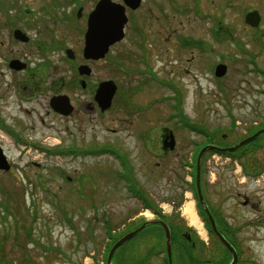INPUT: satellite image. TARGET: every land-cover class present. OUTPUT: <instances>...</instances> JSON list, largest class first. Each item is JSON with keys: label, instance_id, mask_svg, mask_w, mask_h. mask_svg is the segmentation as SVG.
I'll list each match as a JSON object with an SVG mask.
<instances>
[{"label": "rangeland", "instance_id": "rangeland-1", "mask_svg": "<svg viewBox=\"0 0 264 264\" xmlns=\"http://www.w3.org/2000/svg\"><path fill=\"white\" fill-rule=\"evenodd\" d=\"M47 1L0 0V148L12 164L10 171H0V264H106L115 239L145 220L158 219L143 208L134 186L171 223L186 225L201 239L203 245L189 244L182 256L175 254L173 264H220L226 259L219 258L222 243L206 234L205 226L191 225L186 208L193 204L202 223L192 177L198 147L235 146L264 130L259 129L264 125V0H173L165 8H158L165 0H143L140 16L132 22L144 36L129 30L127 41L113 54L118 57L123 51L120 54L133 66L141 62L139 56L125 51H138L136 43L151 46L155 55L151 62L158 72L166 71L181 84V104L174 100L176 92L174 96L154 84L141 92L137 85L143 77L136 74L131 75V85L120 87L129 76L120 81L121 92L106 115L67 117L52 110L50 98L58 86L62 92H74L69 83L76 68L64 47L79 51L82 42L65 23L64 11L83 6L88 12L94 0H56L51 7L56 19L43 17ZM251 11L261 16L258 28L245 23ZM17 28L29 35V44L14 38ZM185 40L189 47L202 43L203 49L186 48ZM13 59L28 63L32 71L39 69L34 80L39 96L19 94L27 73L10 69ZM220 63L228 66V73L218 79L214 71ZM113 69L97 66L95 79L113 77ZM123 98L145 109L133 111L128 102H121ZM152 99L158 100L149 108ZM145 118L153 124H145ZM152 126L174 133L175 147L168 145V154L159 148L158 133L149 146L161 156L148 153L139 143V132ZM261 136L228 156L207 150L201 157L204 199L217 227L237 244L240 264H264V142L251 146ZM105 147L118 154L103 151ZM27 230L40 245L32 244ZM148 234L133 242H143ZM154 241L141 244L139 264H163L154 253L165 250V240ZM127 258V264L136 263Z\"/></svg>", "mask_w": 264, "mask_h": 264}, {"label": "flooded vegetation", "instance_id": "flooded-vegetation-1", "mask_svg": "<svg viewBox=\"0 0 264 264\" xmlns=\"http://www.w3.org/2000/svg\"><path fill=\"white\" fill-rule=\"evenodd\" d=\"M49 1L50 2L47 1L48 3L46 2L45 6L42 8L43 9L42 13L44 14L43 17L48 16L50 19H56V14L53 12V9L51 7L57 1L56 0H49ZM112 1L115 3H118V4L125 5L124 0H112ZM98 2H99V0H94V2L92 4L93 5L92 8H90L88 12H84L83 6H80L78 10L71 8V6H69L64 11L63 17H65V23L68 24V27L74 28L75 31L80 34L79 38L77 40L80 39V42H82V44H81V47L79 48V51H76L73 47H70V46L64 47V51H65L66 56H67L66 58H68L71 61V64H72V66H74V69L76 68V70L74 71L75 75L73 78H71L70 83H69V86L73 89L74 92L72 93V92H69L68 90H66L65 92H62L61 90H58L59 89V86H58V88L56 89L57 92H55L54 95H52L50 98V107H51V100L53 98L60 97V96H67L69 98V102H70L71 106L73 107L72 114L86 113V114H92V115L95 114V115H103L104 116L110 110H112L114 108V104L116 103V95H118L121 92V90H119L120 81L122 82V79L124 77L129 76L130 78H127L125 81H123L122 84H120V87L128 85V84L131 85L132 84V78H134V76H131V75H136V74H141V77H143V78H138L139 84L137 85V89L140 90L141 92H144L143 90L145 88L154 84L156 87H160L161 89H166L173 94H174V92H176V98L175 99H177V101H181V93H180L181 84L177 83L173 78H168V74L166 71L164 72L163 75H161L158 72V70L156 68L157 66L154 65V62H151V56L152 57L155 56V55L153 56V54H152L153 49H150L151 46L148 47L147 45H140L139 43H136V46L139 48V50L136 51L135 53L130 51V50H128V52L124 50L125 55H130V56L138 55L139 56V60L141 62L139 64H134L133 66H130L127 63V60H125L124 55H122V54H124L123 51H121V50L118 51V54H119L118 57H115L113 54L115 51L114 48H116L117 46H121L122 43L127 41L129 30H132V32L137 36L138 35L142 36V37L144 36V34L140 33V32H142V28H139L138 25L135 26V24L137 22L135 24L132 22L133 20H135L136 18H138L140 16V12L142 11L143 6H144L143 0L141 2L140 7L136 10H132L131 8L126 6V14L128 16V22L125 26V36H124L123 40L112 45L109 49V52L103 58L87 59L84 56L85 34L87 32V29H88L89 15L93 12V10L95 9ZM172 4H173V0H165L164 2L159 4L158 8H165L169 5L171 6ZM45 13L47 15H45ZM74 21H76L77 23L76 24L72 23ZM132 25H133V28H132ZM29 43H27V44H29ZM59 45H60V41L58 43V46ZM183 45L184 46L186 45V40L183 41ZM202 45H203L202 43H199L198 49H203ZM37 46H39L41 48V46H48V44L42 43L41 46L40 45H37ZM68 50L73 51V55H74L73 59L69 58ZM189 51L191 53L194 52L193 50H189ZM196 51L203 54V51H200V50H196ZM120 52L122 54H120ZM79 54H80V58L78 57ZM16 60H20V59H16ZM10 62L11 61H9V63H8V67H10ZM104 64H106L107 67H109V66L115 67V69L112 70L113 71V77H105V78H96L95 79L94 70L96 69L97 66L104 65ZM81 66H87L89 68L90 73L88 75H81L80 70H79V68ZM38 71H39V69L32 71L29 64L23 71H19V72L27 73V75L24 74L23 82L19 86L22 89V92H20L19 94L22 93L28 98H35L36 96H39L41 94V92L39 91L40 86H38V83L34 82V80L37 77H39ZM76 71H77V73H76ZM109 81H113L116 84L117 93L114 96L111 108H109L108 110H103L101 105L99 104V102L96 100V95H97V91H98L100 85L104 82H109ZM78 91H79V93H78ZM19 97L22 98L21 96H19ZM157 100L158 99H152L150 101V103L147 104L149 106V108L152 106L153 103L157 102ZM131 101H132L131 98L129 100H126L125 98H123L121 100V102L123 104L128 102L127 103L128 106H130V105L133 106L132 107L133 111L134 110L142 111L141 109H145L144 108L145 105H142V104L136 105L134 102L131 103ZM118 104H119V106H121L119 101H118ZM149 108H147V109H149ZM138 109H140V110H138ZM143 111H145V110H143ZM55 113L58 114L60 117L63 116L57 112H55ZM144 122L147 125H149V123L153 124V120L151 118L149 120V123H148L147 118L144 119ZM155 133H158V135L160 136L161 145L159 146V148L161 147L162 153L168 154L169 150L166 149V147L171 142L170 137L172 135L174 136V133L170 129L166 128L165 126L160 127V128L152 126V127L146 128L145 130L140 131L138 134V140L140 141L139 143L142 146L143 145L145 146L148 153L155 154L157 157L161 156L157 153L156 150L150 148V146H149L150 145L149 143L151 141V137L155 136ZM174 141H175V138H174ZM200 151H201V149H199V147H198L197 152H196L197 158L199 156ZM218 154H220V153H218ZM222 155L228 156V154H226V153H223ZM182 163H183L182 164L183 167L187 166L186 164H184V162H182ZM196 163H197V161H196ZM142 195H143L142 196L143 198L144 197L146 198L144 193H142ZM203 209L205 210L204 207H203ZM151 213L153 214L152 216L156 215L152 211H151ZM146 221L147 220H145L144 223ZM160 222H165L170 228L171 244H172V261H173V256H176L175 254L182 256V254L185 251V247L187 245L191 244V246L193 248L197 245H203L201 243V239L196 237V235H194L195 232L193 230H191L190 228L186 227V225L175 226L167 218H165V216H162V217L158 216V219H152L150 221V223H148V225L145 227V229L140 234H138L136 239H140V237H142V235L144 233L149 231V234L144 238L143 242H141V240H140V241H135V243L129 242V244L128 243L125 244V246L123 247V249L120 253L121 262L123 264H127L126 263V261L128 260L127 257L133 258L134 260H136L135 264H139V262H142L143 260L140 259L141 244H143L144 242H146V244H149V242L154 243L155 242L154 240L157 237L162 239V240L163 239L165 240V250L164 251H162V250L157 251L154 254H156V256L160 257V260L163 264H169V258H168V252H167L166 231H165V228L160 224ZM218 229L220 232H222L225 235L227 240H229L233 244L234 248L237 250V247H238L237 244H235V242L232 241L230 236L224 232V228L218 227ZM205 233L206 234L209 233L208 235H210V234L215 235L218 238V236L214 232L213 228H208L205 226ZM218 240H219V238H218ZM136 243H137L136 246L132 247L130 245V244L135 245ZM128 245H130L131 247ZM137 246H138V248H136ZM152 247H153V245L150 247V250L152 249ZM224 250H226V252ZM222 251L223 252H221L219 258L222 255L223 256L226 255V258H227L228 254L230 253L229 250H227V248L224 246V249ZM158 252L160 253L159 255H158ZM239 256H240V254H239ZM201 261L205 262V259H201ZM208 262H211V261H208Z\"/></svg>", "mask_w": 264, "mask_h": 264}, {"label": "water", "instance_id": "water-1", "mask_svg": "<svg viewBox=\"0 0 264 264\" xmlns=\"http://www.w3.org/2000/svg\"><path fill=\"white\" fill-rule=\"evenodd\" d=\"M125 5L118 4L113 2L112 0H100L95 8V10L90 14L88 21V30L86 33V43L84 49V55L87 59L94 58L100 59L105 57V55L109 52V49L112 45L120 42L124 36V28L128 22V17L126 14V6L131 8L132 10H136L140 7L142 0H124ZM261 21V17L257 11L251 12L246 17V22L253 27H258ZM15 38L22 42H28L29 37L23 33L21 30H16ZM70 58H74L73 52L69 50ZM27 67V65L20 60H14L10 63V68L16 71H22ZM81 74L88 75L90 73L89 68L87 66L80 67ZM227 73V67L225 65H219L216 70V75L218 77H222ZM117 92V86L113 81L104 82L100 85L96 100L99 102L103 110H107L111 107L112 100ZM51 105L56 112H59L62 115L69 116L73 112V107L69 102V98L67 96L56 97L51 101ZM264 130L258 132L255 136L250 137L238 145L234 147H230L227 149H221L219 147L208 146L204 148L198 159V168H197V188L199 193V198L202 205L206 208V212L209 218V221L217 233L218 237L222 241V243L227 247V249L232 254V262L230 264H236L238 262V255L236 250L233 248L231 243H229L217 230V226L215 220L206 206L202 190H201V182H200V164L201 157L204 152L207 150H222V151H230L233 152L236 148L243 146L250 141L254 140L260 134H263ZM171 142L169 144L170 149H174L175 141L174 136L170 137ZM11 169V165L9 164L7 157L3 153L2 148H0V171H9ZM161 224L166 229V239H167V251L170 260V264H172V250H171V235L169 227L161 222ZM146 224L138 228L137 230L127 234L122 237L111 249L108 257V264H112V259L115 252L119 247L130 241L134 238L141 230L144 229Z\"/></svg>", "mask_w": 264, "mask_h": 264}, {"label": "trees", "instance_id": "trees-1", "mask_svg": "<svg viewBox=\"0 0 264 264\" xmlns=\"http://www.w3.org/2000/svg\"><path fill=\"white\" fill-rule=\"evenodd\" d=\"M4 8V7H3ZM2 8H0V10H1ZM261 128H264V125H261L260 126V128L259 129H261ZM208 130H206L205 132H207ZM264 135L263 136H261V139H256L253 143H252V145L251 146H254V145H256L260 140L261 141H263L264 142ZM210 138V137H209ZM263 146V145H262ZM194 179H195V174H194ZM194 186H195V184H194ZM12 199V198H11ZM142 203H143V206L145 207V208H151V209H153V210H155L156 212H158V210L156 209L157 207H155L152 203H151V201H149V200H143L142 201ZM8 205H9V209H10V207H11V205H10V200H9V203L7 204V207H8ZM198 207H199V209H200V213L202 214V216L205 218V220H206V222L208 223L207 225H209L210 224V222H209V220H208V218H207V215H206V213H205V211L203 210V208H202V206H201V204L198 202ZM8 209V208H7ZM218 222V221H217ZM30 230H27V232H26V236H27V238H29L33 243L32 244H36V245H40V243H39V241H37L36 239H34L33 238V236H32V233H31V235H30ZM116 241H118L117 239H115L114 240V242H113V244L112 245H114L115 244V242ZM35 242V243H34ZM112 245L109 247V249H111V247H112ZM23 248H25L24 246H23ZM224 248V247H223ZM55 249V248H54ZM26 248H25V252H26ZM121 251H122V249H120L119 251H117V253L115 254V257H114V264H123L122 262H121V258H120V253H121ZM225 252H226V250H224ZM229 255V254H228ZM27 256H30V255H28L27 254ZM31 257V256H30ZM223 257H225V256H223ZM32 258V257H31ZM226 260H228L227 258L225 259V260H223L220 264H226L227 263V261ZM32 261V260H31ZM35 261V260H34ZM33 264H34V262H33Z\"/></svg>", "mask_w": 264, "mask_h": 264}, {"label": "bare ground", "instance_id": "bare-ground-1", "mask_svg": "<svg viewBox=\"0 0 264 264\" xmlns=\"http://www.w3.org/2000/svg\"><path fill=\"white\" fill-rule=\"evenodd\" d=\"M186 214L188 215V218L190 219L191 225L198 227V228H202L203 223H201V221L199 220V217L196 214V211L194 209L193 204H189L186 208ZM151 214H146V217H150Z\"/></svg>", "mask_w": 264, "mask_h": 264}]
</instances>
